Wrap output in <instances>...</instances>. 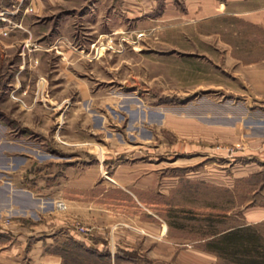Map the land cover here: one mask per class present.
Segmentation results:
<instances>
[{
    "label": "rangeland",
    "instance_id": "obj_1",
    "mask_svg": "<svg viewBox=\"0 0 264 264\" xmlns=\"http://www.w3.org/2000/svg\"><path fill=\"white\" fill-rule=\"evenodd\" d=\"M170 1L180 13L186 12L182 0ZM163 9L164 0H157L150 14L134 19L128 18V9L120 0H0V166L10 151L8 139L37 147L31 155L45 164L53 155H61V162H66L79 146L55 140L52 135L58 127L60 134L69 131L77 139L91 138L94 145L90 148L99 155H103L98 151L101 146L115 150L123 135L137 149L145 144L144 137L154 133L151 145L157 149L158 177L175 180L167 195L144 192L139 200L119 189L101 194L98 187L90 194L98 208L110 207L120 216L110 217L114 214L94 207L95 220L78 215L72 228L91 234L89 247L111 256L117 250L100 229L106 232L105 226L115 225L128 230L137 225L133 214L146 219L148 211L153 212L152 218L166 225V237L174 242L175 254L182 248L202 250V216H226L216 225L225 229L242 221L245 203L264 205L260 153H244V142L226 146L213 137L192 140L190 146L182 147L179 142L183 139L166 130L161 121L165 105L195 117L214 114L215 120L213 116L206 121H218L236 101L237 112L246 115L238 125L262 127L259 121L264 120V112L258 110L259 105L252 109L256 112L243 105L248 96L246 79L231 60L237 55L245 61L264 56V31L234 24L236 41L202 39L192 25L165 26L160 18ZM213 27L201 29L206 32ZM229 44L237 55H227ZM82 86L92 98L89 103L82 101ZM132 101L146 110L153 106L145 120L139 121L138 113L127 110L134 108ZM10 107L20 110L13 126L6 115L12 113ZM28 125L39 130L33 132ZM112 170L111 165L107 167L103 177ZM2 195L0 192V198ZM31 216L35 220L29 225L42 222L33 213ZM109 219L112 222L107 225ZM13 220L9 215L0 218V246L16 243L17 235L8 231ZM259 228L264 233V222ZM57 231L47 237L51 239L45 248L48 252L72 246L67 229ZM35 240L27 239L26 250ZM127 251L133 252L128 255L133 263L119 264H154L148 244L142 251ZM101 262L114 264L112 258Z\"/></svg>",
    "mask_w": 264,
    "mask_h": 264
},
{
    "label": "crops",
    "instance_id": "obj_2",
    "mask_svg": "<svg viewBox=\"0 0 264 264\" xmlns=\"http://www.w3.org/2000/svg\"><path fill=\"white\" fill-rule=\"evenodd\" d=\"M182 1L183 7L186 8L185 13H180L170 0H164V9L160 18L165 26L192 25L196 30L195 35L202 39H212L218 42L236 41L238 33L237 29L233 28L234 24H247L264 31V0ZM121 2L122 6H126L128 9L127 15L129 17H127L134 19L140 17L142 13L150 14L157 5V0H120ZM212 24L214 27L211 31L205 32L201 29V26ZM226 33H230V35L228 36ZM237 53L235 51L234 54L233 45L229 44L227 55L231 57ZM231 61L237 67V72H242L246 79L248 96L244 99L243 105L249 106L251 111L255 105H259L258 110L263 113L264 56L245 61L237 55ZM18 85V83L15 84V87ZM42 87L44 88V86ZM82 89V101L89 103L92 98L88 96L85 86H82ZM132 102L135 105L134 108L129 107L127 110L138 113L140 115L139 121L145 120L146 115L152 111L149 109H153V106H149L146 110L137 101ZM237 106L235 101L232 103L233 108H230L226 115L219 117L218 121L208 122L210 118L213 119L214 114L213 116L204 114L201 117H195L194 115H185L184 112H179L172 106L165 105L161 113V121L166 130L174 133L179 139H183L179 142L182 147L190 146L192 140L204 141L206 137H213V141L226 146L239 145L244 142V153H260L262 159L257 160L264 164V120L259 121L262 124L259 129L254 128L256 126L252 124L243 125L241 123L238 125V121H244L246 115L237 112ZM120 107L124 110L125 104ZM256 110L252 112H256ZM17 111L20 110L12 109L11 114H6L12 121V126L13 121L17 120ZM251 117L253 120L254 116L251 115ZM216 118L214 116V120ZM207 119L208 121H206ZM28 127L33 132L39 130L32 125H28ZM58 128L60 129V127ZM59 129L56 134L52 135L55 140L70 146H79V150H73L75 154L68 156L66 162H61V155H53V158H48V164H45L43 159H36L35 156L31 155L38 150L37 147L7 140V150L10 148V151L5 154V164L0 166V192L3 193L0 198V218L9 215L14 219L8 231L14 233L15 236L17 235V241L11 246L1 244L0 247H5L0 250L1 263L62 264V258L59 254L45 250L47 246H50L49 241L51 240L47 237L55 234L58 229L57 233H59L60 228L67 229L70 237L89 246L91 234L76 231L72 225L78 215L89 218V220L96 219V214L93 212L94 207L96 209L102 208L94 205V198L90 194L98 187L102 188L101 194L110 189H119L139 200V194L144 192L154 194L159 192L162 195H167L175 184L173 177H158L157 162H155L157 149L151 145L152 138H155L154 133H149L147 137H144L143 142L145 144L138 145L140 148L137 149H133V145L127 143L124 138L125 135H123L120 139L121 143L115 150L108 148L104 150L101 146L98 151H103V155L102 153L99 155L90 148L94 145L90 141L91 138L88 140L87 137L77 139L69 131L60 134ZM132 135L133 137L140 136L139 134ZM207 143L209 144L211 141H207ZM56 146L60 151V145L57 144ZM52 150L57 152L55 148ZM120 156L123 159H119ZM137 157L138 160H135ZM130 160L133 161L130 162ZM110 165L113 169L112 173L103 177L105 169ZM57 201L63 202L65 208L58 209L55 206ZM109 208L102 210L114 214L110 217L120 216L118 212H112ZM241 209L242 221L236 224L260 225L264 222L263 204L245 203ZM60 210H64L66 213L61 214ZM31 213L42 222L38 221L37 224L29 225L32 220H35ZM153 216L155 214L150 210L146 219H142L140 214H133L137 225L128 230L117 228L115 225L105 226L106 232L101 227L100 230L102 233H107L108 239L110 238V244H108H112L116 250L119 248L142 251L148 244L151 250L149 257L152 258L154 264H222L214 253L204 249L182 248L174 254V242L166 237V225L157 223L152 218ZM111 222L109 219L107 225H110ZM32 238L36 240L26 250L27 239ZM96 245L93 243V246Z\"/></svg>",
    "mask_w": 264,
    "mask_h": 264
},
{
    "label": "trees",
    "instance_id": "obj_3",
    "mask_svg": "<svg viewBox=\"0 0 264 264\" xmlns=\"http://www.w3.org/2000/svg\"><path fill=\"white\" fill-rule=\"evenodd\" d=\"M222 217L226 216L208 214L200 219L205 229L200 238L202 249L214 253L222 264H264V233L259 225L236 224L218 229L216 225ZM70 241L72 246L50 251L61 256L62 264H105L101 262L104 258H112L114 264L134 261L128 257L133 252L124 249L118 248L111 256L108 251L99 252L77 239Z\"/></svg>",
    "mask_w": 264,
    "mask_h": 264
},
{
    "label": "built area",
    "instance_id": "obj_4",
    "mask_svg": "<svg viewBox=\"0 0 264 264\" xmlns=\"http://www.w3.org/2000/svg\"><path fill=\"white\" fill-rule=\"evenodd\" d=\"M55 206H56L58 209H64V208H65L64 203L61 202V201H57V202L55 203Z\"/></svg>",
    "mask_w": 264,
    "mask_h": 264
}]
</instances>
